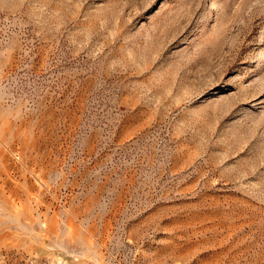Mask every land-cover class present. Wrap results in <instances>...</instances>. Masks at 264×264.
Segmentation results:
<instances>
[{
    "label": "rangeland",
    "instance_id": "1",
    "mask_svg": "<svg viewBox=\"0 0 264 264\" xmlns=\"http://www.w3.org/2000/svg\"><path fill=\"white\" fill-rule=\"evenodd\" d=\"M0 264H264V0H0Z\"/></svg>",
    "mask_w": 264,
    "mask_h": 264
}]
</instances>
